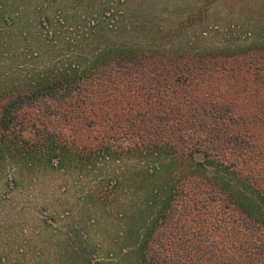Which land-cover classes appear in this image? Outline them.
Returning <instances> with one entry per match:
<instances>
[{
    "label": "trees",
    "instance_id": "trees-1",
    "mask_svg": "<svg viewBox=\"0 0 264 264\" xmlns=\"http://www.w3.org/2000/svg\"><path fill=\"white\" fill-rule=\"evenodd\" d=\"M141 7L136 0H0V165L136 159L144 194L120 219L127 248L119 264H264V242L250 250L206 230L204 239L203 231L192 238L170 230L194 182L264 237V169L253 165L264 158L257 118L203 95L199 81L223 59L251 53L264 61V47L167 46L133 18ZM142 29L145 39L134 35ZM98 186L90 197L102 208L109 194Z\"/></svg>",
    "mask_w": 264,
    "mask_h": 264
},
{
    "label": "rangeland",
    "instance_id": "rangeland-1",
    "mask_svg": "<svg viewBox=\"0 0 264 264\" xmlns=\"http://www.w3.org/2000/svg\"><path fill=\"white\" fill-rule=\"evenodd\" d=\"M136 3L143 8L132 13L133 18L138 15V24L154 28L151 32L161 38L158 42L164 40L167 46L264 47V0ZM182 20L184 26L179 28ZM193 20L194 24L189 23ZM134 35L145 39L150 34L142 29ZM213 68L199 78L201 93L215 95L257 118L253 131L264 141V61L250 53L220 60ZM257 159L253 165L261 172L264 158ZM42 162L0 165V264H119L126 260L127 244L120 239L119 222L123 212L131 209L129 200L144 194L138 186L142 185L137 175L140 162L110 158L97 165L72 162L56 167ZM99 184H105L109 194V203L102 208H96L90 197ZM214 193L209 186L187 184L184 206L170 230L192 238L203 231L200 239L206 230L221 243L250 245V250L264 242L252 221L225 206L222 199H213Z\"/></svg>",
    "mask_w": 264,
    "mask_h": 264
}]
</instances>
